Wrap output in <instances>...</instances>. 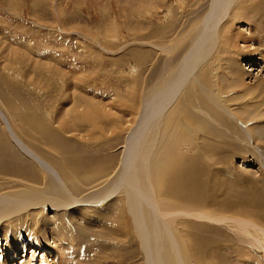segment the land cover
Segmentation results:
<instances>
[{"label": "rangeland", "instance_id": "1", "mask_svg": "<svg viewBox=\"0 0 264 264\" xmlns=\"http://www.w3.org/2000/svg\"><path fill=\"white\" fill-rule=\"evenodd\" d=\"M211 3L212 0H164L160 5L149 0H0V107L9 126L21 142L66 177L69 171L75 174L84 165L89 173H79L85 178L105 176L119 169L124 153L130 152L128 147L135 138L133 132L139 127L140 116L141 121L156 115L142 114L145 98L167 88L173 70L180 66L191 39L208 16ZM235 9L236 14L244 10L243 18L235 20L232 30L228 24L220 27H225L228 41L219 42L212 53H207L206 65L200 70L202 79L205 80V71L213 87L216 82L215 98L227 107L213 106L208 100L206 111L211 117L204 121L196 111L189 115L191 106L180 107L172 117L175 101L159 120L165 138L170 135L168 145L178 163L164 178L155 179L163 181L156 197L171 206L172 201L176 202L182 210L196 211L187 210V215L169 211L166 217L181 232L179 247L185 260L181 264H246V259L256 264L260 258L250 251L264 250V241L262 247L253 239L255 236L243 229V219L250 220L251 227L264 229V143L249 138L244 129H252L249 134L255 132V123L244 120L254 114V120H264V106L256 109L252 94L253 77L263 71L254 65L253 77L235 83V73L232 75L228 69L231 62L234 68L235 59L242 60L247 70L252 58L260 62L264 54V0H253L248 10L241 4ZM243 26L249 27L253 39L251 51L235 44L243 43L234 39L239 36L234 31ZM254 45L259 46L257 50ZM197 83L195 79L194 87L200 88ZM206 92L212 93L208 89ZM234 96L237 101H230ZM186 114L195 123H187ZM203 141L208 142L205 152ZM107 158L112 163L96 170L95 165ZM31 159L14 142L0 113V197L19 199L20 193L39 183L45 172ZM75 179L76 175L72 180ZM109 199L98 205L103 206L98 215L103 232L93 231L100 227H91V222L81 217L98 208L93 209V205L64 207L56 210L58 213L51 206L31 207L12 215L9 221H0L3 238L11 242L18 239L27 246L6 264L22 261L26 254L30 264L44 259L57 264L59 260H52L51 253L59 236L75 255L84 253L85 263L148 264L134 238L132 219L121 194ZM117 203L122 204L120 213H115L122 225L119 237L116 235L118 244L98 247L95 238L111 235L105 228L106 218ZM198 211L222 220L198 217ZM77 227L80 229L76 232ZM80 230L89 232L95 243L86 237L84 246L76 244ZM1 249L2 244L0 254ZM95 249L100 257H106L103 263L94 261L95 256L91 261ZM114 251L119 257H110Z\"/></svg>", "mask_w": 264, "mask_h": 264}, {"label": "bare ground", "instance_id": "2", "mask_svg": "<svg viewBox=\"0 0 264 264\" xmlns=\"http://www.w3.org/2000/svg\"><path fill=\"white\" fill-rule=\"evenodd\" d=\"M161 1L164 0H149L150 3L158 4V5H160ZM252 1L253 0H212V3L210 5L211 9L208 16L201 22L200 28L197 29V32L191 39L192 41L191 46L184 54L183 59L180 62V66L179 67L177 66L178 69L176 71L173 70L172 72L173 75L170 77L171 80L169 79L170 80L169 84L167 82L168 85L167 88H164L162 90L158 89L159 91L153 94L155 95L154 97L145 98L146 101L144 102L145 106H143L142 114L146 115V112H148V116L149 115L152 116V114L154 113H156V115H154V118H150L148 120L147 118L144 117L145 120H141V121H140L141 118L140 116V118L138 119L139 127L138 129H135V131L133 132L135 134V138L132 140V137H130L131 136L130 133L128 135L129 138L132 140L128 147L130 152L124 153L122 161L119 165L120 166L119 169L117 168L112 173H109L105 176L96 175V176H91L89 178L80 176L81 174L79 172L89 173L86 172L87 167L86 165H84L85 167L83 168L81 167L82 169H79V171L75 174L73 173V171H69L66 177L65 175L57 171L50 163H48V161H46L44 158H41L31 148H29L27 145H25L17 138L16 133H14L13 128L9 126L7 117L5 116L3 111H1V107H0V113L4 118V121L6 122V126H8L9 133L13 136L14 142L17 143V146L26 156L28 155L30 158H33L31 160H35V162L45 172V175L43 174L42 179L40 178V181L39 183L36 184V186L30 187L28 189V192H23L19 194L21 198L12 199L10 201L7 197H0V221L3 220L6 221L12 215L19 214V212L24 209L30 210L31 207L34 208L37 206H42L43 208H45L51 206L54 208V211H56L64 207L72 206L73 208L78 206L79 209V208H83V206L85 205H93L94 206L93 209H95L96 207L98 208H96L95 211L92 210L88 214L85 213L81 214V217L84 219V221L91 222L92 224L90 225L91 227H100V229L96 230L94 228L95 230H93L95 232H100L102 228L98 215L101 214L103 206H101L100 208V206L98 205L100 203L107 201L115 194L120 193L122 199L124 200L123 201L124 203L122 204L126 205V209L129 212L130 217L132 219L131 226L135 235L134 238L139 242V247L144 252L147 263L148 264H181V262L184 260L183 257L181 256V250L179 247V237H180L179 233L181 232H179V228L176 227V223L170 224L169 219L166 217L167 215H170L171 213L177 210L187 215L186 211L188 209L182 210L180 207H177L176 202L173 201L171 206L168 203L161 202L162 200H159L156 197L157 194L160 191H162L163 181H160L158 183L157 181H155V179L161 177L164 178L166 174L172 171L173 165L178 163L176 161L177 157L174 156L175 153L174 150L169 147L170 144L168 145L169 142L168 138L170 137V135H168L167 139L165 138L166 137L165 132H161V129H159L160 128L159 120H161L162 116L165 114L168 108L170 109V105H172L175 101L176 102L174 103L173 106L176 107H174L171 110L172 117L176 113L178 114L180 107L184 106L185 108H187L188 106L189 107L191 106L190 107L191 109H188L189 115L193 116L195 114L194 112L196 111L199 116V119L201 120L203 119L204 121H208L209 118L211 117L209 116V113L206 111L209 107V105L207 104L208 100L213 106L215 104L217 106L220 105L227 107L226 103H222L219 99L216 100L215 98L217 94L215 93L216 91L215 89H217L216 82H215L216 87H213L212 83L210 84V82L206 79L205 71H204L205 80L202 79L203 77L201 78V74L203 71L200 70L203 64L206 65L205 62L207 61V57H206L207 53L208 52L212 53V51L215 50L216 45H219V42L221 44L222 41V43L225 44V42L227 43L228 41V38L225 39V34H226L224 33L225 27H223L222 29H220V27L223 25L226 26V24H228L231 26V30H232L235 20L243 18L244 10L242 11L243 13L240 12V14H236L235 10L237 8L235 9V7L241 4L245 9L248 10L252 7ZM254 1L257 2V0ZM232 8L233 11H231ZM230 12L232 13L230 14ZM230 15L232 17H230ZM227 17L230 18V20L227 19ZM248 31H249V27L246 28L244 26L243 29H240L238 32L234 31V34L237 33L239 35L237 38L234 39L237 41H239V39L243 40L241 46L237 45V42H235L237 47L244 49L249 48L248 50L251 51V48H253L251 46L252 44L251 42H253V39H251V35L248 33ZM258 47L259 46L257 47L255 46L254 47L256 48L255 50H257ZM261 55L262 56L260 57V62H258L257 59L252 58V61L249 64V67L251 68L249 69L248 67L249 70H247V68H244L242 60L238 61L237 59H235L234 68H233V62H231V64L228 67L229 72L232 75H234L235 73V78H234L235 83L243 82V80L245 79L244 77H248V78L250 76L253 77V72L251 70L252 69L255 70L254 67L256 66H259L260 70L263 71V73L260 74L258 72V75L254 76L253 77L254 79L252 80L253 82L252 87L254 88L252 92L254 99L253 102L256 105H258L256 109H258L260 106L261 107L264 106V54ZM246 65L247 64H245V66ZM195 79L199 82L197 83V85H199L200 88L194 87ZM189 87H193V89ZM206 89H208L212 93H207ZM204 92H206V94H208L209 97H207V95H205ZM201 93L202 95H200ZM178 95L179 98L177 99ZM233 100H235V96L234 98L230 99V101ZM193 101H195L194 105L192 104ZM229 106L230 105H228V107ZM87 107L88 106H86V108ZM90 112L91 111H89V113ZM158 116L159 118H157ZM252 116L244 120L248 122L252 120V124L255 123V130H253L255 131L254 133L249 134L248 132H251L252 129L250 130L249 128L244 127V125L246 126L247 123H244V121L239 119L240 123L243 124V127L246 130L247 136L249 138L257 142L264 143V120H260V119L254 120ZM184 118L187 123L188 122L190 123V121L195 123L194 121H192L190 117H188V114H186ZM72 125L73 128L76 127L75 124ZM165 140H167V142ZM201 145L203 152L208 150L207 141H203ZM104 161L106 162L97 163L95 165L96 170L104 169L112 163L109 158H107ZM75 175H76V179L74 181L72 180V178H74ZM96 181L98 182L95 183ZM122 204L117 203L114 206L115 211L111 213L109 217L106 218V225H105L106 231L108 234L111 233V235L115 236L116 238H114L111 235H104V237L102 238H95L96 245L98 247H103V245L109 246V245H113L114 243L118 244L117 240L119 241L118 238L119 227H122V225L121 223L118 222L120 218L117 217H116L117 219L115 218V213L116 214L120 213ZM169 211H171V213H169ZM187 212L195 213L196 211L194 212L188 210ZM198 213L197 216L201 218H210L218 222L222 220L212 215H208L209 213L205 215L201 213H199L198 215ZM121 220L123 219L121 218ZM250 223L252 224L250 220L243 219V229H245V231L248 232L250 235L255 236L253 239H255L257 243L262 246V242L264 241V229H262L259 226L256 227L254 225L251 227L249 225ZM102 225L104 227V224ZM77 229L80 228L79 227L74 228L76 232L78 231ZM65 232H67V230H65ZM125 232L124 234L127 233ZM88 233L89 232L80 230V232L77 233L78 235L76 236L75 239L76 244L79 245L81 243V245L84 246L85 242L89 238L92 241L94 237L88 236ZM59 237H56L57 240H60L59 243L56 242L57 243L56 249L52 251V253L50 252L53 256L52 260L53 259L57 261L59 260L57 264H76V263L89 264L90 263V262L85 263L82 261L84 257L83 252L80 251L81 254L80 255L78 254L77 256L75 255L76 253L74 250L73 251L71 249L68 250L67 243H65V241ZM86 237L87 240L85 241ZM4 241L6 243L3 245ZM94 243L95 241L93 240V244ZM1 244H2V249L0 254V264H6L9 260H14L16 254L24 252L27 247L25 245L26 242L25 244H23L18 239H13V241L11 242L9 241V239H5L0 235V245ZM250 252L253 255L255 256L257 255V257L260 258V260L256 259V264H264L263 249L262 251L254 249L253 251L251 250ZM28 255L27 254L24 255L25 259L22 261L17 259L18 262L15 264H27L29 258ZM94 256H95L94 261L97 260L98 263L101 261L103 263L106 260V257L99 256L96 249L91 258V261L93 260ZM117 256L119 257L116 251H114V253L110 255V257H117ZM194 257L199 261V263L201 262L198 255L197 256L194 255ZM42 258H44V256ZM44 260L40 261L39 263L34 262L31 264H49L47 263V261L45 262ZM252 263L254 262H251L248 259H246V264H252ZM28 264H30L29 261Z\"/></svg>", "mask_w": 264, "mask_h": 264}]
</instances>
